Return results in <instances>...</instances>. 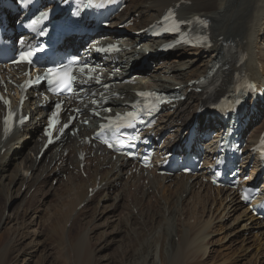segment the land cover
Segmentation results:
<instances>
[{"label":"bare ground","instance_id":"6f19581e","mask_svg":"<svg viewBox=\"0 0 264 264\" xmlns=\"http://www.w3.org/2000/svg\"><path fill=\"white\" fill-rule=\"evenodd\" d=\"M176 7L180 20H189L193 17L210 20V30L214 40L212 48L208 50L206 48H196L195 50L183 48L179 52H182V55H187L189 58L178 60L177 58L180 56L177 55L172 58L173 53L165 57H159L155 51L159 47L160 42L146 41L142 35L137 36L133 40L129 38L131 31L144 29L158 20L164 11ZM130 17L135 24V29H128L125 33L129 35L123 37V34L118 33L117 26ZM115 21L114 28L116 30L108 32L107 35L119 37V41L123 45L132 48V52L126 53L120 58L124 59L128 56V60H141L145 57L146 52L150 51L152 55L151 59L154 60L156 66L146 76L136 79L135 84L119 83L113 87L116 93L124 96L122 101L115 100L113 102V110H122L121 104L125 101H133L135 98L134 92L139 89H151L159 92L176 91L180 94L179 97L181 99L175 103V107L170 109L165 118L161 119L158 131L168 127V125L171 127L176 126L179 131L183 127L182 124L179 125V122L182 121L183 124H186L188 120L193 118L199 107L206 104L203 100V95L200 92H196V86L190 85L189 82L198 81L205 77L216 65H220L221 68L226 69L223 81L219 87L220 94L234 90L235 83L233 77L238 73H249L257 89H264V58H262L264 53L258 54L257 49L261 31L264 27V0H129L126 10L117 16ZM232 47L239 49L241 54L246 56L247 59L241 65L238 64V61L233 60L227 55ZM30 99L27 103L29 105H37L42 102L39 99L33 100L32 96ZM262 106H264V100L259 103V113L254 112L250 115V121H253L254 118H259L262 114ZM26 108L31 111L32 122L30 127L24 128L22 132L15 134L7 140H3V135L0 134V200L7 202L3 206H0V245L3 244L0 246V264H33V259L37 255L38 250L43 247L45 238L48 241L50 240V242L47 241L49 244L51 242L73 244L79 241L78 244L85 247V244H88V241L91 240L92 236L90 234L93 233L95 227L100 228L104 225L103 223H99V226L94 227V225H97L95 222L105 219L108 222L107 220L110 217H116L117 215L115 216L114 213L123 205L124 201L129 205L126 207V209L129 208L127 215L109 224L110 232H108V229H104L101 232L102 241L100 245L95 251L92 250V253L84 254V264H100V261L104 260L101 257L102 253L107 252L110 248L109 246L112 243L115 244L117 238L126 232L123 228L136 232V222H139L137 230L144 232V230L149 228L150 231L148 230L147 234H151V237L148 238L146 236L148 239L145 240V236L143 234L141 236L140 232H132L135 235L133 238L129 236L130 240L128 242L130 243L131 250H127L129 253L128 255L125 254L126 259H124V264H130L133 260L138 261L134 262V264H214L213 261L217 260L219 256L214 255L213 251L209 250V247L213 244L212 240L216 233L215 219H213L212 215V218L206 221L203 219L204 215L199 210L202 209L204 213L208 206L213 207L215 205L219 197H222L221 204L226 203L228 209L231 207L236 212L243 210L232 224L241 220L245 221L240 227L248 229L247 232H249V237L246 240L244 234L243 243L245 246L249 244V242L245 243V241L251 242V237L254 238V236L259 243L264 241V224L255 220L248 213L247 209H244L243 205L238 201L236 194L226 192L223 189L213 190L211 186L201 183L199 178H195L191 182L194 178L173 177L170 181L171 184L167 186L165 182L168 178L158 177L156 174H148L143 178L141 174L126 177V171H122L124 163L118 168L115 162H106V159H103L102 162L98 161L94 167H91L87 178L78 175L74 176V170H70V166L66 165L68 162L72 163L74 157L70 158V156L63 155L64 151L70 149L74 144V139L70 137L63 138L53 151H49L40 162H37L35 157L38 154V139L41 132L40 123L44 122V111L33 110L29 106ZM251 127H253L252 137L258 139L264 124L262 127L260 125ZM28 139H31V141H28ZM27 144H31L29 148L30 153L26 152L27 154L25 155L23 151L16 152V149ZM243 152L246 153L247 148ZM18 158L21 161L15 162L16 164L14 163L15 170L8 173L7 167L11 164L12 160H17ZM106 166H108L107 170L100 172L101 167ZM73 167L78 168L79 166L74 165ZM256 172V169H253L251 175H255ZM65 174L70 178L72 183L71 186L61 184L63 192H59L58 189V191L54 190L60 197V204L46 210L41 207L38 208L39 203L46 196L43 193L45 192L43 190L44 186L49 184L51 179L60 180L61 176ZM98 178H100L98 184H104L103 189L89 201L86 198L88 189L97 184ZM142 180L144 182L148 180V185H142ZM195 181L198 182L194 183ZM198 183L201 184L202 189L206 190L208 188L209 190L207 193L205 192V196H202L203 194H200L201 196L196 195V200L193 202V210L198 211L197 213H200L202 217L199 220L198 218L195 220L196 218H194L193 213L190 211L192 207H189V205L185 206V197L183 198V196L189 194V191L191 192ZM130 186L134 188L135 192H133L132 199H126L125 194L128 192ZM50 187H53L51 183ZM23 188H26L25 192H23ZM41 188H43V194L39 192ZM111 189L114 194H111ZM31 192L30 198L26 201ZM212 192L215 196H213ZM99 193L103 195L102 198L106 199L105 205L103 204L104 206L101 205L102 198H99L98 202L96 200ZM150 193L155 197V202L151 200V204L149 202L146 205L145 199H149L152 196ZM16 199H21L20 209L22 208L21 205L27 206V209L22 211L25 214L23 218L19 217L20 211H15L11 216L5 214L6 205L10 200ZM95 200L97 207L90 210L91 205H96V203H93ZM111 201L112 203H110ZM62 202L63 205H61ZM83 202H87V205L82 210L77 211V207ZM100 206H102L101 210L99 209ZM181 207L185 208L184 212H182L183 214L180 212ZM86 209H89V211H86ZM29 211H40L42 213V218L39 219L41 223L39 234H31L27 229L28 227L26 228L27 230L24 228L29 225V218H27ZM75 212H77L78 216L75 215L74 217ZM187 215L189 216V220L185 223V228L182 227L184 233L179 234V241H176L177 235L169 232V230L170 228L174 229L177 216L182 219L183 216L186 217ZM80 220H84L85 224H81ZM193 220L194 222L192 223ZM132 222L135 223V226ZM248 223L250 224L248 225ZM3 224L10 225L11 228L10 226L4 228L5 225L2 228ZM232 224H230V227ZM79 226L81 227L79 232L76 233V231L74 235L73 230ZM154 231H159V233ZM235 232H237L236 228L227 237L231 238ZM128 235L127 233L125 237L127 238ZM261 237L263 238L260 240ZM30 239L31 241H29ZM23 241H29V243H27L25 249H21V252L23 251L22 255L19 257L18 254L14 259H10L13 256L12 254L17 252V248L23 244ZM121 241H118V243ZM36 244H40L42 247L39 248L35 246ZM78 244L71 245L75 248V251L76 249L79 251ZM59 245L61 244L59 243ZM86 248L88 249V247ZM90 248L89 250H91ZM263 251L264 247L258 248L256 255L263 254ZM80 253L82 254V252ZM50 257H53V255ZM73 258L70 257L71 260ZM254 261H256L254 264H257L258 257H255ZM48 262L46 261V256H41L38 264H47ZM250 263L252 264V261ZM260 264H262V261Z\"/></svg>","mask_w":264,"mask_h":264},{"label":"rangeland","instance_id":"374dc122","mask_svg":"<svg viewBox=\"0 0 264 264\" xmlns=\"http://www.w3.org/2000/svg\"><path fill=\"white\" fill-rule=\"evenodd\" d=\"M262 33H261V37L259 38V41H258V54H263L264 53V27L262 28V31H261ZM180 54V55H179ZM180 56V57H178L177 59L179 60V59H188L189 57H187V55H182V52H177V53H175L173 56H172V58H174V56ZM262 58H264V55L262 56ZM155 68V67H154ZM154 70V69H153ZM28 141H31V139H28ZM32 144V143H31ZM31 144H27V145H24V146H21V147H19L18 149H16V152H18V151H23V153L26 155L27 153H30V151H29V148H30V146H31ZM28 150V151H27ZM15 152V153H16ZM27 152V153H26ZM9 160H10V158H9ZM9 160H8V162H9ZM18 160V161H17ZM17 160H12V162H11V164L7 167V172L8 173H11L12 172V170H15L14 169V163L16 162H19V161H21V159L19 160V158L17 159ZM15 163V164H16ZM11 166V167H10ZM107 169H105V170H101L100 169V172H104V171H106ZM74 176H77V175H74ZM146 182V181H145ZM145 182H144V180H142V185H144L145 184ZM196 182H198V181H196ZM195 182V183H196ZM51 183V182H50ZM50 183L49 184H47L46 186H44L45 188L43 189V188H41V189H39L40 191V193H42L43 192V190H45V192H43L44 194H46V196H45V198H43L42 200H41V203H39V205H38V208L39 207H41L42 209H44V210H46L47 208H50V207H53V206H56L57 204H60V197L58 196V193L56 192L55 193V191H58L59 190V192H63L62 190H63V188L61 187V184H66V185H69V186H71V183H72V181L70 180V178L69 177H67V181L65 182V183H60V184H58V186L56 187V185H53L54 186V188L52 187H50ZM198 184H200V183H198ZM198 184H196L195 185V189H196V186L198 185ZM147 185H148V180H147ZM167 186H169V185H167ZM50 187V188H49ZM200 187H201V184H200ZM56 188V189H55ZM202 188V187H201ZM43 189V190H42ZM50 189H52V190H50ZM58 189V190H57ZM171 189H173L174 190V188H172L171 187ZM47 190V191H46ZM49 190V191H48ZM55 190V191H54ZM134 190V189H133ZM198 190L199 189H196L195 191H197V193H199L198 192ZM203 190V192H201ZM201 191H200V193L199 194H197V193H195L194 192V190H192L191 192L189 191V193L190 194H187V198H186V195H184V197H185V206L186 205H189V207H192V209L190 210L191 211V213H193V215H194V218H196L195 220H197V218H198V220L199 219H201V212H202V214L204 215L203 216V219H205L206 221L207 220H209V219H211L212 218V215H213V219H215V222L216 221H220V222H222L223 224H216L215 225V227H216V233H215V235H214V237H213V244L212 245H210V251H213V254L214 255H216V256H219L218 258H217V260H215V261H213L214 262V264H251L250 262L252 261V264H254V262L256 263V261H254L255 260V254H256V251H257V249L255 248V247H251L252 249L250 250V249H248L247 250V248L248 247H250L251 245H253V244H248V245H244L242 242H241V240H242V238H243V234H244V230H242V228H240L243 224H244V222L245 221H243V220H241V221H237V222H235V223H233L232 224V222H234L235 221V219H237L238 218V216H239V214H241L242 213V211H240V210H238L237 212L236 211H233L232 209H231V207L228 209L227 208V204L226 203H224V204H221V200H222V197H219L218 198V200H217V202H215V205H213V207H210V206H208L206 209H205V211H204V213H203V211H202V209H200L199 210V214L197 213L198 211H194L193 210V202L196 200V195H202V196H205V194L207 193H205V191H204V189H202ZM49 194H48V193ZM216 192V191H215ZM32 193V192H31ZM42 193V194H43ZM53 193V194H52ZM55 193V194H54ZM53 195V196H52ZM98 195H101V197H99V198H102L103 197V195L101 194V193H99ZM97 195V196H98ZM200 195V196H201ZM28 196H31V194H29ZM112 197H113V195H112ZM151 197H153V195L151 196ZM150 197V198H151ZM183 197V198H184ZM195 197V198H194ZM217 197V196H216ZM28 199L30 198V197H27ZM99 198L97 199V202H98V200H99ZM140 198H141V196H140ZM154 198V201L153 202H155V197H153ZM221 198V199H220ZM21 199H23V198H21ZM21 199H16V200H10V202L6 205V209H5V214L7 215V216H11V215H13L14 214V212L15 211H20V213H19V217L20 218H23V215H25L24 214V212H22L23 210L25 211L26 209H27V206L26 205H21V209H20V202H21ZM28 199H26V201L28 200ZM59 199V200H58ZM142 199V198H141ZM146 200H148V199H145V201ZM152 200V199H151ZM151 200H149V201H146L145 202V204L146 205H148V203L149 204H151ZM37 201V200H36ZM106 201V199L105 198H102V204L101 205H105V202ZM4 200H0V206L2 205H4L5 203H7L6 201L4 202ZM97 202H95L96 203V205L94 204L92 207H90L89 209L91 210L92 208L94 209V208H96L97 207ZM131 202V201H130ZM110 203H112V201L110 202ZM126 202L124 201L123 202V205L121 206V207H119L118 209H117V211L114 213L115 214V216L117 217H110L107 221L108 222H106V219L105 220H100V221H96L95 223L97 224V225H94V227L95 226H99L100 224H104V225H102V227H100V228H96L95 227V229H94V231H93V233L92 234H90L92 237H91V240H89L88 241V244L86 243L85 244V247H82L80 244H78V242L77 243H73V244H69V243H67L66 244V242H56V243H54V242H51L50 244L48 243V242H50V240L48 241V239L46 240V238L44 239L45 240V242H43V247L40 245V244H36L35 246H37V247H39V248H41L40 250H38V253H37V255L34 257V259H33V264H38V262H39V259H41V256H43V257H45L46 256V261L48 262L47 264H73V262H74V264H84V260H85V257H84V254L85 255H87L88 253H92V250H94L95 251V249H97V247L100 245V242L102 241L101 240V238H102V231H104V229H108V232H110L111 230H110V227H109V224H112V223H114L115 222V220H117L118 218L119 219H121L122 217H124V216H126L127 215V213H128V209L129 208H127L126 209V207L127 206H129L128 205V203H126ZM125 204V205H124ZM61 205H63V202L61 203ZM103 205V206H104ZM217 205H220V208H222V210H224V208L226 207V212H227V210L229 211V212H234V213H231L230 215H228L224 220H221L222 219V217L221 216H216V213H215V210L214 209H216L217 207H215L214 208V206H217ZM223 205V206H222ZM46 206V207H45ZM222 206V207H221ZM184 207V206H183ZM214 208V209H213ZM89 209H86V211H89ZM100 210L102 209V206H100V208H99ZM185 209V208H184ZM182 207H181V210H180V212H181V214H183L182 212H184L183 210H184ZM231 209V210H230ZM193 210V211H192ZM212 211H213V213H212ZM84 212V211H83ZM82 212V213H83ZM119 213V214H118ZM4 214V215H5ZM121 214V215H120ZM196 214V215H195ZM75 215L76 216H78V214H77V212H75L74 213V217H75ZM192 215V214H191ZM190 215V216H191ZM237 215V216H236ZM44 216V215H43ZM200 216V217H199ZM244 216V215H243ZM27 218H29L28 219V222H29V225L28 226H26V227H24L25 229L27 228L28 229V231L29 232H31V234H39L40 233V231H41V223H40V221H39V219H41L42 218V213L40 212V211H37V212H35V211H29V213H28V215H27ZM188 220H189V216L187 215L186 217H184L183 216V218L182 219H180L179 218V216H177L176 217V220H175V226H174V229H172V228H170V230H169V232H173V234L174 233H176L175 235H181L182 233H184L183 232V229H182V227H184L185 226V223H187L188 222ZM81 221V224H85L84 222V220H80ZM83 221V222H82ZM102 221V222H101ZM182 221V222H181ZM27 222V223H28ZM38 222H39V224H38ZM181 222V223H180ZM194 222V220L192 221V223ZM199 222V221H198ZM100 223V224H99ZM132 224H134V226H135V223L134 222H132ZM178 224H182V225H178ZM230 224H232L231 225V227H230ZM5 224H3L2 225V228H3V226H4ZM139 226V222H136V227L137 228H139L138 226ZM171 225V224H170ZM193 225V224H192ZM229 225V226H228ZM236 225V226H235ZM10 225H5L4 226V228L5 227H9ZM155 226V225H154ZM223 226V227H222ZM150 227V226H149ZM225 227V228H224ZM10 228H11V226H10ZM80 226L79 227H77L76 229H74L73 230V234L75 235L76 233H78L79 232V230H80ZM137 228H136V232L134 231V230H128V229H126V228H123V229H125L126 230V232L125 233H123L122 234V236L121 237H118L117 238V240H116V243L115 244H111L109 247V249L107 250V252H105V253H102V258L104 259V260H101L100 261V264L102 263V264H124L125 263V260L124 259H126L125 258V254L126 255H128V251H130L131 250V247H130V243L128 242L129 240H130V238H129V236L130 237H134V233H141V236H142V234H143V236H145V240H147L148 238H150L151 237V234H147L150 230H149V228H147L146 230H144V232H141V230H137ZM178 228H180V229H178ZM185 228V227H184ZM226 228H228V229H226ZM235 228H236V230H237V232H235V233H233L232 234V236H231V238H229V237H227L230 233H231V231H234L235 230ZM26 229V230H27ZM177 229V230H176ZM34 230V231H33ZM149 230V231H148ZM77 231V232H76ZM130 231V232H129ZM145 231H146V233H145ZM179 231V232H178ZM76 232V233H75ZM132 232H134V233H132ZM154 232H156V233H159V231H154ZM101 233V234H100ZM127 233L129 234L128 235V237L126 238L125 236H127ZM145 233V234H144ZM238 234V235H237ZM248 234H249V232H248ZM132 235V236H131ZM158 235V234H157ZM148 238H147V237ZM240 236V237H239ZM239 237V238H238ZM98 238V239H97ZM122 238H123V240H122ZM251 238H253V237H251ZM263 237H261L260 238V240L262 239ZM176 239H178V237L176 238ZM232 239V240H231ZM66 240H67V238H66ZM122 240V241H121ZM237 240V241H236ZM29 241H31V239L29 240ZM29 241H23L22 243V245L19 247V248H17V252H15V253H13L12 255L13 256H11L12 258H10V259H14V257H16L18 254H19V257L22 255V253H23V251L21 252V249H25L26 247H27V243H29ZM48 241V242H47ZM118 241H121V242H119L118 243ZM179 241V240H178ZM37 242V241H36ZM35 242V243H36ZM92 242V243H91ZM54 243V244H53ZM59 243L61 244V245H59ZM262 245H261V244ZM259 244L261 245V248L262 247H264L263 245V243H264V241H261ZM52 244H53V247H52ZM75 244H78V249H79V251L76 249V251L74 250L75 248L73 247ZM3 244H1L0 246H2ZM25 245V246H24ZM45 245V246H44ZM58 245V246H57ZM62 245H63V247H62ZM71 245H73V246H71ZM87 245V246H86ZM115 245V246H114ZM92 246V247H91ZM121 246V247H120ZM123 246V247H122ZM52 247V248H51ZM54 247H56V248H54ZM58 247H60V248H58ZM71 247V248H70ZM86 247H88V249L86 248ZM91 247V248H90ZM63 248V249H62ZM65 248V249H64ZM68 248V249H67ZM89 248L91 249V250H89ZM117 248V249H116ZM129 248V249H128ZM230 248V249H229ZM53 251H52V250ZM70 249V250H69ZM19 250V251H18ZM50 250V251H49ZM64 250V251H63ZM72 250V251H71ZM75 252H74V251ZM81 250V251H80ZM127 251V253H126V251ZM245 250H247L246 252H245ZM250 250V251H249ZM90 251V252H89ZM66 254H65V253ZM70 252V253H69ZM80 252H82V254L80 253ZM124 254H123V253ZM236 252V253H235ZM248 252V253H247ZM50 253V254H49ZM53 253V254H52ZM62 253V254H61ZM73 253H76V254H78V255H76V254H74L73 255ZM187 253V252H186ZM245 253H247V254H245ZM69 254H71V255H69ZM79 254H80V256H79ZM244 254V255H243ZM53 255V257H50V256H52ZM245 255H247V256H245ZM74 258H73V257ZM75 256H77V257H75ZM70 257L71 258H73L72 260H74V261H72L71 259H70ZM81 257H82V259H81ZM52 258V259H51ZM69 258V259H68ZM78 258H79V260H78ZM254 259V260H253ZM71 260V261H70ZM76 260H77V263H76ZM106 260V261H105ZM79 261V262H78ZM81 261H83V262H81ZM262 261V264H264V256H261V257H259L258 258V261H257V264H260V262ZM133 262V263H132ZM130 264H134V262H138V261H136V260H133ZM184 264V263H183Z\"/></svg>","mask_w":264,"mask_h":264},{"label":"snow or ice","instance_id":"6c2138e0","mask_svg":"<svg viewBox=\"0 0 264 264\" xmlns=\"http://www.w3.org/2000/svg\"><path fill=\"white\" fill-rule=\"evenodd\" d=\"M89 4L91 5L92 4V0H89ZM96 6H102V5H96ZM111 48H113V49H115V46L113 45V46H111ZM118 50V49H117ZM37 51H42V49H37ZM33 55V53L32 52H28L27 53V56L25 57V59H27V57H31ZM29 64H31L33 61L32 60H30V59H28V61H27ZM55 70H53V69H49L48 70V72L51 74V73H53ZM80 71H81V73L82 74H84V73H86L87 72V69H85V68H81L80 69ZM64 77H65V79H64V82L60 85V87H59V91H61V92H65V91H71V84L73 83V82H75V80H76V77H75V75H74V73H73V71L69 68L68 69V71H66L65 73H64ZM92 77H88V79H91ZM139 95H141L142 97H145V96H151L152 94L151 93H139ZM0 99H2V97H0ZM6 103H8V104H10V101H6ZM126 145H124L123 143L121 144V147H125ZM109 147H112V145H109ZM246 200L248 199V197H247V195H245V197H244Z\"/></svg>","mask_w":264,"mask_h":264}]
</instances>
